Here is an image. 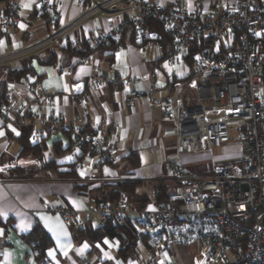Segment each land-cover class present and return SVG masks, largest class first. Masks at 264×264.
<instances>
[{
  "label": "built area",
  "instance_id": "built-area-1",
  "mask_svg": "<svg viewBox=\"0 0 264 264\" xmlns=\"http://www.w3.org/2000/svg\"><path fill=\"white\" fill-rule=\"evenodd\" d=\"M76 1L85 7L79 17L34 43L0 56V67L14 70L18 60L62 42L78 53L80 61L92 62V41L100 47L120 46L124 31L130 28L137 44L168 49L164 61L182 67L179 84L191 95L178 97L180 148L190 153L221 149L231 141L232 128L240 132L242 146L241 162L217 164L207 175L190 176L184 167L171 164L170 172L179 183L164 200L156 199L159 189L154 186L153 200L142 210L132 205L125 193L115 202L96 204L99 225L137 222L150 232L156 246L196 242L200 255L191 264H264V0H235L227 6L216 3L208 10L188 8L179 0L170 5L157 0ZM40 4L42 13L52 16L60 6L50 0H40ZM19 10V0H11L7 11L0 14V32L19 22ZM102 17L109 19L105 30L97 26L83 41L70 37ZM198 37L208 46L190 63V46ZM136 80L135 76H121L111 67L93 74L85 84L93 91L112 84L127 92L129 105L142 98L152 99L151 94L133 88ZM25 83L33 98L13 101L8 95L0 102L1 119L11 116L18 124L30 123L32 144L68 132L75 151L95 157L97 167L114 163L117 141L112 135L118 123L110 129L84 128L54 111L43 112L39 79L28 77ZM76 99L87 101L85 94ZM207 101L218 107H208ZM156 104L169 109L161 100ZM41 160L10 159L4 167L22 168L42 164ZM72 164L75 172L84 166L82 159ZM55 211L67 224L84 226L91 222L90 213L82 216L67 206ZM143 264H161L154 247Z\"/></svg>",
  "mask_w": 264,
  "mask_h": 264
},
{
  "label": "crops",
  "instance_id": "crops-1",
  "mask_svg": "<svg viewBox=\"0 0 264 264\" xmlns=\"http://www.w3.org/2000/svg\"><path fill=\"white\" fill-rule=\"evenodd\" d=\"M10 1L0 2V14L7 11ZM50 1L60 4L58 12L53 16L44 14V17L40 0H19V22L0 32V56L42 39L52 30L79 17L85 8L76 0ZM157 1L170 5L176 0ZM179 1L188 8L208 10L216 3L227 6L235 0ZM25 4L30 7H25ZM108 23L107 17L95 19L70 37L83 41L89 31L97 26L105 30ZM68 49L62 42L45 50L48 54L42 51L28 57L34 70L29 77L39 79L44 96L42 111H54L65 116L69 123L84 128L110 129L113 123H118L112 135L117 141L115 161L111 165L97 167L95 157L82 156L75 151L68 132L48 137L44 156L26 154L20 157L21 126L11 116L0 118V132L3 133L0 135V264H84L85 261L125 264L117 255L119 240L116 237L105 236L95 242L78 239L76 233L82 226L67 224L55 210L67 206L82 216L90 213L93 226L99 227L94 213V197L103 186L140 182L136 192L143 195L146 193L141 188L148 184L152 188L158 183H166L172 188L179 183L170 172L171 164L184 167L191 176L194 166L210 161L211 151L186 152L180 148L179 141L176 148L170 150L171 136L176 135L178 140V97L191 95V92L179 84L183 73L181 65L164 61L168 49L162 51L155 45L140 46L130 28L124 31L122 43L115 49L100 48L92 41V62L80 61L78 55ZM23 60L16 62L17 68L22 67ZM111 67L123 77L135 76L137 80L133 88L151 94L152 99L142 98L129 105L126 103L127 92L115 89L112 84L98 91L86 86V79L98 71L107 72ZM8 88L13 101L21 97L33 98V92L24 79L18 82L9 80ZM81 94L86 95L84 103L76 99ZM156 100L169 106L168 111L157 105ZM37 158L42 159V164L22 167L33 173L30 178H11L9 173L12 169L4 167L10 159L29 161ZM79 158L84 166L75 176H70L69 172L73 171L71 164ZM50 161L57 165L56 169L48 167ZM213 168L207 167L198 175L210 174ZM38 227L53 240V245L46 250L44 263L26 239Z\"/></svg>",
  "mask_w": 264,
  "mask_h": 264
},
{
  "label": "trees",
  "instance_id": "trees-1",
  "mask_svg": "<svg viewBox=\"0 0 264 264\" xmlns=\"http://www.w3.org/2000/svg\"><path fill=\"white\" fill-rule=\"evenodd\" d=\"M8 1V0H6ZM46 17V15L42 14ZM123 40V36H122ZM121 40V43H122ZM208 46V43L204 39L198 37L195 38L190 46L189 59L191 63L192 57L201 52ZM100 47V46H98ZM117 46L115 44H110L105 47L115 49ZM75 54H78L72 49H68ZM91 50V49H90ZM31 58H25L22 61V67L16 68L14 70L7 66L0 67V102L6 101L9 95L8 81H21L28 78L30 75L34 74V70L30 64ZM22 128L21 136L19 142L22 146V155L24 157L26 154H32L36 157L44 156L47 150L46 140L43 139L37 144H32L30 142V133L32 125L30 123L19 124ZM81 160V158H79ZM73 164H71L72 167ZM48 167L56 169L57 165L53 161L48 163ZM75 171H70V176H75ZM9 177L17 179H26L32 177L33 173L27 172L24 168H13ZM140 182L126 181L123 183H118L114 186L105 185L100 189V193L94 197L95 204H102L108 202H115L118 200L121 193L127 194L129 201L132 205L136 206L138 209H144L148 203L152 200L148 195H140L136 192V187ZM177 185V184H176ZM175 185V186H176ZM159 189V193L156 196L157 200H164L167 198L168 194L174 189L166 183H158L155 185ZM76 236L78 239H85L92 242L100 241L103 237H116L119 240V247L117 250V255L122 261L127 263L129 260L135 258L140 253V246L143 245L146 249L150 250L153 248L152 241L153 238L150 232L142 227L138 226L137 222L130 221L124 224H113L108 223L103 226L95 227L92 222H87L84 226L77 230ZM26 239L34 246L36 250L37 257L43 263L45 262L46 250L53 245V240L51 236L42 228H35L30 234L26 236Z\"/></svg>",
  "mask_w": 264,
  "mask_h": 264
},
{
  "label": "rangeland",
  "instance_id": "rangeland-1",
  "mask_svg": "<svg viewBox=\"0 0 264 264\" xmlns=\"http://www.w3.org/2000/svg\"><path fill=\"white\" fill-rule=\"evenodd\" d=\"M41 22H44V20H41ZM43 53L48 54L45 50H43ZM196 80L199 81V78H197ZM206 105L212 108L218 107V105L212 101H207ZM239 134L240 132L236 128H232L231 141L225 144V146H223V148L221 149L208 150V152L211 151L209 155L210 161L208 162V164H199L194 166V168L192 169L191 176H197L205 168H213L215 165L224 162H241L242 146L240 143ZM177 143L178 140L176 139V135H172L170 139L171 151L176 148ZM152 188L151 185L148 184L145 186L144 189L142 187L141 190L152 198ZM138 226L141 227L139 223ZM151 243L154 249L159 252V259L161 260V264H191L194 258L199 257L200 255V248L196 242L190 243L188 246H183L179 243H176L171 246H156L155 240ZM148 255L149 250L146 249L143 245H141L140 253L135 256V258L129 260L127 264H143V262L147 259Z\"/></svg>",
  "mask_w": 264,
  "mask_h": 264
},
{
  "label": "snow or ice",
  "instance_id": "snow-or-ice-1",
  "mask_svg": "<svg viewBox=\"0 0 264 264\" xmlns=\"http://www.w3.org/2000/svg\"><path fill=\"white\" fill-rule=\"evenodd\" d=\"M25 7H30V5H28V4H25L24 5ZM13 131H15V129H13ZM18 134V133H17ZM0 135H3V133L2 132H0ZM83 174V173H82ZM105 243H108V241H105ZM85 246H87V245H85ZM50 255L52 254L51 252L49 253Z\"/></svg>",
  "mask_w": 264,
  "mask_h": 264
},
{
  "label": "water",
  "instance_id": "water-1",
  "mask_svg": "<svg viewBox=\"0 0 264 264\" xmlns=\"http://www.w3.org/2000/svg\"><path fill=\"white\" fill-rule=\"evenodd\" d=\"M3 1H6V0H0V2H3Z\"/></svg>",
  "mask_w": 264,
  "mask_h": 264
}]
</instances>
